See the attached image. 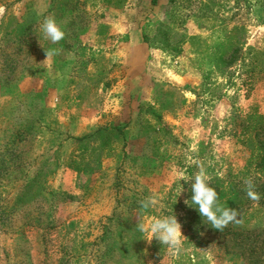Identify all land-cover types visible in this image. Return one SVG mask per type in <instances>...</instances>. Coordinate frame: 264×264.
Segmentation results:
<instances>
[{
    "label": "rangeland",
    "instance_id": "rangeland-1",
    "mask_svg": "<svg viewBox=\"0 0 264 264\" xmlns=\"http://www.w3.org/2000/svg\"><path fill=\"white\" fill-rule=\"evenodd\" d=\"M168 1L0 0V264H264V173L249 164L264 129L242 133L264 116V74L243 68L264 53V0ZM112 127L125 136L103 140ZM201 168L222 207L243 200L226 232L186 203ZM164 215L179 249L137 228Z\"/></svg>",
    "mask_w": 264,
    "mask_h": 264
},
{
    "label": "clouds",
    "instance_id": "clouds-1",
    "mask_svg": "<svg viewBox=\"0 0 264 264\" xmlns=\"http://www.w3.org/2000/svg\"><path fill=\"white\" fill-rule=\"evenodd\" d=\"M40 30L45 39L56 44L64 39V32L57 25L55 19L46 17L40 25ZM54 54L53 51L46 52L47 59ZM178 175L183 176V170ZM246 194L254 201L259 200V194L254 191V184L245 180ZM181 194V193H180ZM186 203L195 208L202 218L203 223L211 225L212 229L223 231L231 223H239V212L229 207L225 208L219 204L217 191L210 186L206 172L201 168L194 174L191 183V199ZM158 200L154 196H149L141 202V207L145 210L155 208ZM138 230L147 233L151 240L156 239L161 245L172 249H179L182 244L181 225L175 215H164L153 218L148 223H139Z\"/></svg>",
    "mask_w": 264,
    "mask_h": 264
},
{
    "label": "trees",
    "instance_id": "trees-1",
    "mask_svg": "<svg viewBox=\"0 0 264 264\" xmlns=\"http://www.w3.org/2000/svg\"><path fill=\"white\" fill-rule=\"evenodd\" d=\"M159 0H151V4L153 6H156ZM169 14H171V12L174 13L175 11V7L174 6V2L175 0H169ZM172 7L174 9H172ZM171 16V15H170ZM143 42L147 43L148 42V38L143 34L142 36ZM174 52H177V49H173ZM253 53V51L251 49H248V52L246 53V56H248L249 54ZM261 58H264V53H254L252 58L250 59V62L246 65L245 63H243V68H245V73L246 75L248 73H256V80H258V78L260 77L261 74H264V59L262 61H259ZM234 59H230L228 61V64L231 65L233 63ZM255 83V79L253 78L252 80L250 79L248 83H245V86H249L250 89L252 87V85ZM264 129V116L263 115H256V114H252L246 117L245 119V125L243 126V130L242 133H250L248 136L249 139L251 140L253 139V137H258L259 134L261 133V131ZM96 133V132H95ZM113 133H120L123 134V136H125L124 134V130L120 127H112L108 129H105V131L103 132V140H107L106 136H109ZM93 134L91 135H85L83 137H79V139H75L76 141L82 142L84 140L89 139ZM122 136V138H124ZM251 157H250V161L249 164L251 167H255L258 168L261 172L264 173V144L262 147H253V149H251ZM217 194H218V199H220V195L221 192L219 190H216ZM243 200H240L238 202V206H237V211H241V209L243 208L242 204ZM198 211L196 210L195 215L199 218L200 215H198ZM199 226V224L197 225V227ZM215 230V229H214ZM216 232H220L219 230H215ZM226 232L225 229H223L222 233Z\"/></svg>",
    "mask_w": 264,
    "mask_h": 264
},
{
    "label": "crops",
    "instance_id": "crops-1",
    "mask_svg": "<svg viewBox=\"0 0 264 264\" xmlns=\"http://www.w3.org/2000/svg\"><path fill=\"white\" fill-rule=\"evenodd\" d=\"M161 1H163V0H161Z\"/></svg>",
    "mask_w": 264,
    "mask_h": 264
}]
</instances>
